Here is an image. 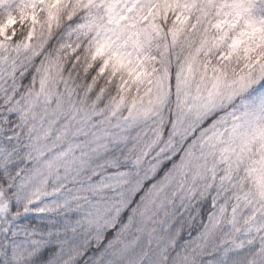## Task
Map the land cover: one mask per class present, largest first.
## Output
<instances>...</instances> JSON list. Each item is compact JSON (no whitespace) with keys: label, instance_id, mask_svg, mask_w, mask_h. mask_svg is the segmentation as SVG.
<instances>
[{"label":"snow or ice","instance_id":"obj_1","mask_svg":"<svg viewBox=\"0 0 264 264\" xmlns=\"http://www.w3.org/2000/svg\"><path fill=\"white\" fill-rule=\"evenodd\" d=\"M0 264H264V0H0Z\"/></svg>","mask_w":264,"mask_h":264}]
</instances>
